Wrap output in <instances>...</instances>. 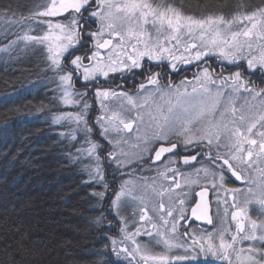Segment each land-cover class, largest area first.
I'll return each instance as SVG.
<instances>
[{
	"label": "snow or ice",
	"instance_id": "obj_1",
	"mask_svg": "<svg viewBox=\"0 0 264 264\" xmlns=\"http://www.w3.org/2000/svg\"><path fill=\"white\" fill-rule=\"evenodd\" d=\"M25 7L0 10L5 39L15 36L0 51L23 45L52 73L54 99L65 109L52 122L75 142L69 156L99 202L111 190L109 169L120 175L108 208L94 220L101 231L105 221L109 231L118 227L104 237L116 260L264 264V0H43ZM209 55L237 70L203 67L191 91L190 82L162 83L151 71L164 61L172 71L199 66ZM145 63L135 92L104 86L112 74L142 71ZM257 72L259 83L251 79ZM96 103L100 115L92 121ZM148 161L155 175L137 176ZM193 192L199 199L189 217ZM192 218L211 230L181 233ZM0 264H20L6 235Z\"/></svg>",
	"mask_w": 264,
	"mask_h": 264
},
{
	"label": "trees",
	"instance_id": "obj_2",
	"mask_svg": "<svg viewBox=\"0 0 264 264\" xmlns=\"http://www.w3.org/2000/svg\"><path fill=\"white\" fill-rule=\"evenodd\" d=\"M19 1L0 0V10ZM1 53L0 236L10 238L20 264H120L104 238L117 227L109 231L105 221L101 231L94 222L109 203L92 195L95 186L69 156L73 142L51 123L53 113L65 110L54 99L52 73L29 51L9 60ZM205 67L219 69L217 61ZM240 70L248 76L245 65Z\"/></svg>",
	"mask_w": 264,
	"mask_h": 264
},
{
	"label": "flooded vegetation",
	"instance_id": "obj_3",
	"mask_svg": "<svg viewBox=\"0 0 264 264\" xmlns=\"http://www.w3.org/2000/svg\"><path fill=\"white\" fill-rule=\"evenodd\" d=\"M209 65V63H202L199 66H197L195 69L197 70L198 68H203L205 66ZM191 66H183L182 68H180L177 72L172 71L170 69V67L168 66V62H163L159 65L153 64L151 66V71L153 72H160L161 73V82L162 83H166L169 79L174 83H179L180 79H183L185 77H189L191 75V70H190ZM149 68V65L147 63H145L144 69L141 70H136L134 72H124L123 74L121 73H115L112 74L110 79L108 81H104V86L105 87H115L118 84H123L124 85V89L126 91L129 92H135L136 90V86L144 79L145 74L147 73ZM212 71H214L213 68H211ZM103 80V79H101ZM259 81V80H258ZM259 83V82H256ZM77 87H80V82L77 83ZM89 103H92V99H91V93H90V99H89ZM97 105L93 104V107L90 109V116H91V120H93V118L95 119L96 114H97ZM99 133V128H97V135ZM101 143H104L105 146V150H107V145L105 142L101 141ZM199 166V165H197ZM182 170L184 171H191V169L188 168H184L182 166ZM109 172L111 173V175L108 177V183L111 185V190L107 193L106 195V201L107 203L110 204L111 199L113 197V192L115 190H117L119 188L121 181V177L119 174L117 173H113L112 169H109ZM152 172V173H150ZM155 171L151 169V163H146L143 167V171L142 173H137V176L140 175H144V176H154ZM128 178V177H127ZM236 183L238 184L239 182L236 181ZM232 186H236V184L232 183ZM197 199H199L197 197ZM210 214L213 216V214L210 211ZM189 217H191V211L188 214ZM214 220L215 217L213 216ZM212 225H207L205 222H201V221H196L194 218L189 219L186 223L184 222V229L187 228L188 231L190 232V234H195V233H200L202 230H208L210 229ZM118 234V227L116 232H114L113 234L110 235H117ZM109 244V241H108ZM110 247V245H109ZM192 263V262H191ZM195 263H201L199 261L195 262ZM186 264H190L189 262H186Z\"/></svg>",
	"mask_w": 264,
	"mask_h": 264
},
{
	"label": "rangeland",
	"instance_id": "obj_4",
	"mask_svg": "<svg viewBox=\"0 0 264 264\" xmlns=\"http://www.w3.org/2000/svg\"><path fill=\"white\" fill-rule=\"evenodd\" d=\"M21 4H24V5H26L27 7H25L24 9H22L23 11H26L27 12V8H29V7H32L33 5H35V4H37V3H43V0H20L19 1ZM3 28H4V25L2 24V23H0V34L1 35H3V36H5V32L3 31ZM10 39H15V36L14 35H11V34H9L8 35V38L7 39H5V37L3 38V40L0 42V48H3L7 43H8V40H10ZM23 51H29L30 52V54H33L32 53V51H30V50H28V49H25L24 47H23V45H21V46H19V47H15V48H13L12 50H10V51H7V52H4V51H0V53L1 54H3L4 56H1L3 59H5V60H9V59H12V57L14 56V55H16V54H18V53H21V52H23ZM212 61H217L218 62V65H219V69L218 70H215V71H213L215 74H219V73H221V72H223L225 75H227L230 71H236L237 69L233 66V65H229V64H227L226 62H224L223 63V65H222V63H221V61H219L214 55H209L208 57H206L205 58V60H204V62H206V63H209V65H211L212 64ZM165 62H167V61H164V63ZM198 66L197 65V63L196 62H193V63H190V64H181V65H179V69L180 68H182L183 66ZM245 65V69H246V71H247V73H248V70H247V66H246V64H244ZM195 68L196 67H194V69L193 70H191V75L189 76V77H185V78H183V79H180V81H179V83L181 82V81H186V82H190V83H188V90L189 91H191V87H192V85L194 84V74H199V72H200V69L201 68H198L196 71H195ZM232 69V70H231ZM178 71V70H177ZM177 71H175V72H177ZM51 73V72H50ZM257 75V76H256ZM248 76H249V73H248ZM247 76V77H248ZM258 76H260V73H255L254 75H252L251 76V79H253L255 82H259L258 81ZM101 79H103V78H101ZM179 83H176V84H179ZM55 85H56V83H55ZM96 107H97V114H96V117L98 116V115H100V108H99V104L98 103H96ZM61 107H63V106H61ZM52 117H53V115L51 116V123L53 124V125H55V126H58L57 124H54L53 122H52ZM96 117H95V119H96ZM94 118H93V120H95ZM60 127H59V131H56V132H58L59 133V135H60V133L61 132H63V131H66V128L65 127H63L62 125H59ZM61 136V135H60ZM61 137H63V136H61ZM73 143H75V142H73ZM75 152V151H74ZM145 156L147 157V154H145ZM149 163H151V161H148ZM150 173H152V172H150ZM155 173V172H154ZM155 175V174H154ZM148 177H151V176H148ZM125 179H127V177L125 176L124 177ZM239 182V181H238ZM232 183H234V184H236V186H241V184H240V182L237 184L236 183V181H233ZM198 190V189H197ZM197 200V197H195V193L193 192V194H192V197H190V199H189V201H188V204H187V215L189 214V212L191 211V207H193L194 205H195V201ZM210 200H211V207H210V211H211V213L213 214V216L214 217H216V212H217V205H216V203H215V197L213 196V197H210ZM129 212H131V209H129ZM182 224L184 225V222H182ZM211 228H212V226L210 227V229H208V230H211ZM180 231H181V233H183V231H184V228L182 227L181 229H180ZM200 233H195V235H199ZM146 239V238H145ZM110 251H111V248H110ZM113 257L116 259V257L113 255ZM117 261V260H116ZM197 261H199V262H206L203 258H200V259H198V260H195V261H190V264H192V263H195V262H197ZM118 262V261H117ZM189 262V261H188ZM192 262V263H191ZM206 263H208V264H211V262L209 261V262H206Z\"/></svg>",
	"mask_w": 264,
	"mask_h": 264
},
{
	"label": "water",
	"instance_id": "obj_5",
	"mask_svg": "<svg viewBox=\"0 0 264 264\" xmlns=\"http://www.w3.org/2000/svg\"><path fill=\"white\" fill-rule=\"evenodd\" d=\"M202 222V221H201ZM208 225V224H207Z\"/></svg>",
	"mask_w": 264,
	"mask_h": 264
}]
</instances>
